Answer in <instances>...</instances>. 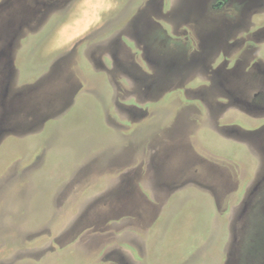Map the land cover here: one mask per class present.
Masks as SVG:
<instances>
[{
  "label": "rangeland",
  "instance_id": "rangeland-1",
  "mask_svg": "<svg viewBox=\"0 0 264 264\" xmlns=\"http://www.w3.org/2000/svg\"><path fill=\"white\" fill-rule=\"evenodd\" d=\"M0 264H264V0H0Z\"/></svg>",
  "mask_w": 264,
  "mask_h": 264
}]
</instances>
